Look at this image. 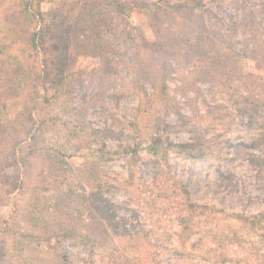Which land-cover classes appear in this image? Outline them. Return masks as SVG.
Instances as JSON below:
<instances>
[{"label":"rangeland","instance_id":"rangeland-1","mask_svg":"<svg viewBox=\"0 0 264 264\" xmlns=\"http://www.w3.org/2000/svg\"><path fill=\"white\" fill-rule=\"evenodd\" d=\"M64 1L0 0V48L41 29L20 10L86 16ZM90 1L102 47L47 94L0 53V264H264V0ZM199 31L203 73L166 74Z\"/></svg>","mask_w":264,"mask_h":264},{"label":"trees","instance_id":"trees-1","mask_svg":"<svg viewBox=\"0 0 264 264\" xmlns=\"http://www.w3.org/2000/svg\"><path fill=\"white\" fill-rule=\"evenodd\" d=\"M68 1L69 0H65L64 3H62L63 4L62 7L66 6L67 5L66 3ZM76 2L78 1L76 0ZM80 2H82L80 10L84 8H87L88 10L86 16L81 15L79 12V14L75 18L72 17L68 18V20L66 21L67 22L70 21V23H67L62 26L64 28L60 30L61 34L58 36L54 34L53 31L49 33V28L45 27V25L43 24L42 14L39 8H37L35 11H33L31 8H27L28 11L26 9L20 10L22 14L25 15L26 18L25 23H27V21H29L30 19L34 21H38L37 23L41 24L40 27L41 29L39 30V32L35 33L34 35H31L30 33L27 39H25L24 44L26 48H29L28 53H26V51L23 52L19 49H18L19 51H17L16 47L15 46L13 47V45H11L10 51H13L14 50L13 48H15V53H18L17 54L18 56L20 57L25 56L27 59L30 58L32 55L31 59H33L38 56L37 50L39 49L43 61L41 66L44 70H40V69L37 70V62H35L34 60H33L34 62H32V64L34 65L32 66L35 68H32L30 65H28L26 60L19 58L22 60L18 61L17 55L15 54L13 55L12 53H5V52H9L8 48L3 47L5 51L2 49V47L0 48V53H5L3 54V56H5L6 61L11 64L14 63V66H20L23 71H28L29 72L27 74L28 76L32 74L34 76V79L31 86H33L34 88V84L36 83L38 88L44 91L46 94L50 90L45 88L46 85L45 78L48 75L47 72L53 71V73H56L57 76L65 74L72 68V66H74V57H78L80 55L85 56L88 54H95L97 49L102 47L101 40H97V38L100 39L102 30L104 31V26L102 25L104 20V19L102 20L103 15L102 13H96V14L93 13V11L97 9V6L95 3H92L90 0H82ZM95 16L96 18H94ZM88 17L92 18L91 22L84 23V21ZM196 35L198 36L196 38L193 37L191 43L185 48H178L175 45V42L173 43V41L167 43L168 45L166 46V51H168L170 55L169 58L166 60V74L168 72H172V70L175 71L176 69L173 67V65L175 64L179 66L177 64V61L179 59H183L187 57L188 55H191L193 57L192 61H190L189 63V65L192 66V71H193L192 74L190 73V75H193V73H195L199 76L200 74L203 73L202 72L204 69L203 60L204 57L207 56V52H208L207 50H211V48L216 47L218 45L217 43L208 40V37H210L208 34H203L201 31H199V33ZM53 38H55L57 44L61 47V52L54 54L52 58L49 57V60H46L48 56L47 52L48 51L51 52L50 49L54 45ZM113 41L115 42L116 40H112V42ZM173 45L175 46V49ZM76 49L79 50L80 53L75 52V55H72L74 54L73 51ZM217 50L218 47H216V51ZM217 62L219 64L220 60H218ZM158 65L162 70L163 67H161L160 64ZM211 65H213V62L211 63ZM195 70H197L198 72H196ZM59 82L60 80L57 81V83ZM162 86L163 85L161 84V87ZM50 87L53 88V86ZM8 91L11 94V92H14L15 90L12 88H8ZM29 96L30 95H26V98L29 99ZM35 96L36 94L34 95V98ZM34 98L31 100H34ZM245 104L247 105V103ZM252 113L256 115L255 112ZM241 221H243L242 218Z\"/></svg>","mask_w":264,"mask_h":264}]
</instances>
